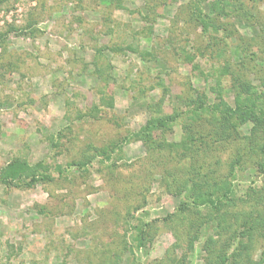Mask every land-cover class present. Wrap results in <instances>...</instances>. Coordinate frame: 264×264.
I'll return each mask as SVG.
<instances>
[{"label":"rangeland","instance_id":"1","mask_svg":"<svg viewBox=\"0 0 264 264\" xmlns=\"http://www.w3.org/2000/svg\"><path fill=\"white\" fill-rule=\"evenodd\" d=\"M213 1L204 5L212 15ZM234 1L241 12L230 20L234 37L256 38V68L247 79L261 98L264 72L256 70L264 67V0ZM193 3L0 0V34H7L0 37V170L19 157L43 162L53 177L31 187L0 185V264H206V240L218 236L212 223L201 222L212 209L182 212L183 196L167 187L187 177L194 162L192 152L182 156L170 146L186 140L191 120L179 117L154 132V141L133 135L150 118L185 109L186 100L218 101L214 81L204 77L218 66L211 49L219 42L224 48L225 39L233 46L237 38L204 33ZM130 47L150 55L143 59ZM223 85L230 88L231 78ZM224 100L233 105L235 93L228 90ZM195 124L207 144L216 142L207 158L221 160L220 181L226 162L245 151L247 167L234 178L229 207L234 225L253 209L264 210L261 128L249 120L220 140V122L203 116ZM198 152L195 162L205 158ZM141 227L144 246L124 249L123 239ZM261 262L260 239L239 263Z\"/></svg>","mask_w":264,"mask_h":264},{"label":"trees","instance_id":"2","mask_svg":"<svg viewBox=\"0 0 264 264\" xmlns=\"http://www.w3.org/2000/svg\"><path fill=\"white\" fill-rule=\"evenodd\" d=\"M205 2L207 0H194L193 3V13L200 26L203 27L204 33H207L211 29L216 32L221 30L226 38H235V24L230 20H232L231 18L234 16L235 10L237 16L241 15L238 6H233V2L236 1L231 0V2L223 3L221 0H214L211 3V10L215 12L214 15L204 9ZM239 5L241 6V3ZM220 19L226 21L221 22ZM0 37L5 41L7 34L2 33ZM236 38L237 42H232L233 46L229 40L225 39L224 48H220L221 42H219L218 44L215 43L217 49H211L213 50V57L217 59L213 63L218 66L213 67L214 70L207 71L204 77L206 80L212 79L214 81L215 86L212 87V90L217 94V102L216 98L211 103L205 100L203 102L194 101L193 99L186 100L184 103L185 109L181 107L175 109L170 115L152 117L146 121V124L139 131L133 134L137 137L145 136L154 141L152 135L154 132L170 129L179 117L183 118L186 116L191 120L192 124L190 122L186 126V140L184 138L181 144L172 143L170 146L173 149L181 151L182 156L189 154L188 152H192L190 155L194 159V162L190 163L187 177L185 175V177L179 176L174 178L171 183H167V187L170 192L183 196L179 206L182 212L189 210L191 206H208L212 209V213L207 215L206 219L201 222V226L205 223H212L215 235L218 236L216 238L211 235L206 240L205 249L208 252L206 264H240L239 260L243 256H249L250 250L255 247L258 240L264 241L263 209H253L256 210V213L254 211L249 213L244 221L236 225L233 222L237 221H232L233 213L229 209L235 199L234 178L238 177V174H242L247 167H245L246 164L244 162L245 151L239 148L234 157L230 159L231 161L226 162L225 165H227L228 172L221 176L223 179L220 181L217 176H220L218 174L220 173L221 160L218 159L215 162H210L207 158L209 149H212L213 145H216V142L212 140L211 143L207 144L205 141L207 140V135H204L199 128L196 129L195 124L203 116H210L211 121L220 122L221 127L216 130L215 134V138L218 137L220 140L231 136L240 125L249 120L254 121L256 126L260 127L264 133V97L260 98L255 95L253 87L247 79L249 73L255 72L256 68V65H251L256 60V54L252 51L256 38H246L240 34ZM232 47L235 48L233 56L231 54L225 56L226 51ZM132 50L139 52L143 59L147 55H150L148 51L135 48ZM189 58L191 57L188 56L187 59ZM221 58H224L223 63H219ZM256 71L264 72V67ZM227 77L231 78V87L228 89L223 85V81ZM228 90L235 93L233 105L224 100V94ZM261 140L258 146L259 157L257 160L260 171L264 173V136H262ZM183 145L184 150H181ZM113 148L115 149L116 147ZM199 149L205 155V158L202 159L203 162H197L198 160L195 162L197 156H199ZM99 152L105 151L99 150ZM59 171L61 172V169ZM52 178V175L48 173V167L43 162L31 163L19 157L8 162L0 170V185L4 186L25 185L31 187L40 181L51 180ZM221 182L222 185H220ZM262 191V195L258 196L264 199V185ZM236 219L240 221L239 217H236ZM146 232L143 227L134 230L130 240L127 241L126 237L123 239L124 249L132 248L135 245L138 248L143 247L147 240ZM224 234L227 235L226 239L223 238ZM218 244L219 247H217ZM231 249L232 252L230 251ZM120 259L121 254H115V262L120 261Z\"/></svg>","mask_w":264,"mask_h":264}]
</instances>
